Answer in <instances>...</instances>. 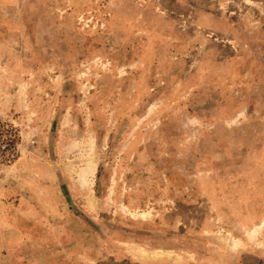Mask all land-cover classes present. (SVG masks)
Returning a JSON list of instances; mask_svg holds the SVG:
<instances>
[{
	"label": "rangeland",
	"instance_id": "374dc122",
	"mask_svg": "<svg viewBox=\"0 0 264 264\" xmlns=\"http://www.w3.org/2000/svg\"><path fill=\"white\" fill-rule=\"evenodd\" d=\"M3 139L0 264H264V0H0Z\"/></svg>",
	"mask_w": 264,
	"mask_h": 264
},
{
	"label": "built area",
	"instance_id": "2783aa9c",
	"mask_svg": "<svg viewBox=\"0 0 264 264\" xmlns=\"http://www.w3.org/2000/svg\"><path fill=\"white\" fill-rule=\"evenodd\" d=\"M16 144L0 140V164L10 162L16 153ZM5 158V159H4Z\"/></svg>",
	"mask_w": 264,
	"mask_h": 264
}]
</instances>
